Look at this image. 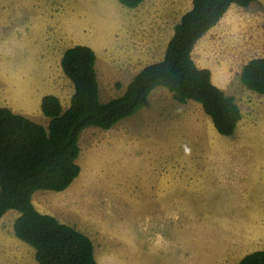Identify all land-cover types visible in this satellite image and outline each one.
Here are the masks:
<instances>
[{"label": "rangeland", "instance_id": "rangeland-1", "mask_svg": "<svg viewBox=\"0 0 264 264\" xmlns=\"http://www.w3.org/2000/svg\"><path fill=\"white\" fill-rule=\"evenodd\" d=\"M156 1L157 7L152 6L154 0L145 2L143 6L149 7L139 23L133 20L136 10L118 0H0V106L46 127L49 118L40 109L45 94L57 96L63 109L69 105L73 85L61 70L60 57L75 44L96 52L100 100L120 95L138 69L158 57L126 55V47L133 51L145 47L156 34L154 25L160 23L153 22V11L156 19H167L172 26L179 14L190 9L192 0ZM18 14L26 16L22 22L7 19ZM256 14L262 15L264 24V0L230 11L192 49L196 64L208 68L213 83L233 93L239 107L249 108L252 102L239 72L244 63L260 55L264 45V26L257 28ZM169 32L163 33V41L153 38L155 51L165 45ZM47 72L52 73L51 87L39 83ZM252 123L249 114L239 132ZM254 128L256 121L245 129L241 144L229 150L238 153L234 159H254ZM226 138L216 132L199 103H180L167 92L153 91L145 106L112 128H85L79 138L76 180L60 193H36L33 205L86 234L98 264H172L180 255L178 250L189 248L195 249L196 261L209 263L212 251L219 247L211 244L223 240L225 220L233 223L239 217L251 223L252 218L240 216L233 208H219L222 194L214 188L223 182L221 173H216L221 167L198 164L209 146L218 147L216 156H221L223 143L230 141ZM211 157L207 159L218 160ZM207 169L213 182L202 183L191 193L177 192L184 189L185 180L208 176ZM177 181L182 183L171 188ZM33 263L37 264L34 249L14 236L13 224L0 225V264Z\"/></svg>", "mask_w": 264, "mask_h": 264}, {"label": "trees", "instance_id": "trees-1", "mask_svg": "<svg viewBox=\"0 0 264 264\" xmlns=\"http://www.w3.org/2000/svg\"><path fill=\"white\" fill-rule=\"evenodd\" d=\"M118 1L134 8L143 0ZM253 1L192 0L174 25L163 58L144 66L120 95L104 102L99 98L95 51L85 44L66 48L60 67L73 93L66 109L57 96L42 97L40 109L49 118L46 127L0 106V218L10 209L20 212L12 222L14 235L34 249L37 264H98L86 234L41 213L32 203L36 190L61 191L78 176L79 137L85 128H112L141 109L149 93L162 86L180 103H199L218 134L234 133L242 117L240 107L233 95L212 82L208 68L196 64L192 49L230 5L245 7ZM240 77L248 89L264 93V58L248 60ZM236 264H264V249L245 254Z\"/></svg>", "mask_w": 264, "mask_h": 264}, {"label": "crops", "instance_id": "crops-1", "mask_svg": "<svg viewBox=\"0 0 264 264\" xmlns=\"http://www.w3.org/2000/svg\"><path fill=\"white\" fill-rule=\"evenodd\" d=\"M146 1L148 0H143L140 3V5L130 9V10H136L134 12L135 17H133V20L139 22L140 18H144L145 15L143 14L144 13L143 11H145L146 8L149 7V5L143 6L144 4H147L145 3ZM154 1L155 2L152 3V6H156V7L157 5L159 6L158 2L156 0ZM260 1L261 3H263V0H255L245 7L237 6L235 4L230 5V7L226 11V13L223 15V17L210 29L215 28L220 22L224 21V19L226 20L228 18L227 14L230 11L232 12L233 10H243L249 7L250 5H252L253 3H258ZM179 6L180 5H177V7ZM190 6H191V3H190ZM188 9L189 7L187 8V10ZM183 13L179 14L176 20L174 19L175 24L179 21V18L181 17ZM156 14L157 13L155 9L153 11V16H152L154 19L152 18L151 19L153 20V22H155L156 20L158 23H160V26H159L160 28L156 26V24L154 25V27L156 28L154 33L156 34L152 35V38L146 41L148 44L145 47L137 48L135 51L126 47L128 51L126 53L127 56L135 53L136 55L143 58V57H148V56H153V55L155 56L156 54H158L157 59L150 63L160 61L163 58L167 43L171 35L173 34V28L175 24L171 26L170 23L165 21L167 19H162L161 17L159 19H156L154 17L156 16ZM25 17H26L25 15L18 14V15L13 16L12 18L8 17L7 19L9 20V22L19 23V22H22L25 19ZM261 17L262 15L256 14V20L258 22L257 28L259 30L261 29V26H264L263 22L261 23V20H262ZM115 20L117 19L115 18L114 21ZM167 31H170V32H169V36L167 40L165 41V45H163L162 48L158 52L157 50L155 51L154 49H155L156 43L152 42L153 38L155 37L162 38V41H163V33ZM263 37H264V34H263ZM262 40L264 41V39ZM261 42L262 41L259 42L260 46H261ZM144 45H145V42H144ZM259 50H260L259 51L260 55H256V57L264 58V45L262 46V49H259ZM150 63H147V64H150ZM144 66L138 69L136 73H138ZM243 66H242V69H243ZM95 68H96V65H95ZM242 69L239 72L240 81H241L240 76H241ZM49 74H51L50 77H47L49 76ZM96 75H97V81H98L97 69H96ZM45 78L46 79L44 81L41 80L42 83L41 81L39 82L40 85H43L45 87L47 86L51 87L53 85L52 73L47 72ZM241 84L244 87L243 89H244L246 96L249 95L247 96V98H252V102L249 103L250 104L249 108L248 106H245V107L240 106L242 117L238 121L236 128L234 130V133L231 136H226L228 137L226 139H230V141L229 142L228 140H226L227 142L225 141L227 145L223 143L222 149L220 150L221 156H216L218 153V147L209 146L208 153H206L204 156L205 157L204 161H201L200 159L198 164H203L204 165L203 167H208V165H205V164L215 163L221 167L219 170L216 171V173H221V175L223 176V182L219 184L220 185L219 187L214 188L215 192H220L222 194L219 196L222 199L219 205V208L225 209V210L229 208H233L235 209L237 214H240V216L246 215L250 217L252 215V218H250L251 223H247L248 219H242L239 217H237L233 221V223L228 222V219H226L225 223L223 224V229H224L223 240L219 244L218 243L211 244V246L219 245V247L212 251L213 252L212 256H209V259H210L209 263L208 262L205 263L202 261H196V258L194 256V253L196 252L195 249L189 248L190 250H183L181 253L178 250L180 255L176 256L178 258L176 259V261L174 260L172 264H236L246 253H249L255 250L264 249V93H258V92H255L253 90L246 88L242 81H241ZM98 86H99V83H98ZM218 87L221 88L226 93V91L224 90V86L218 85ZM157 90L160 92L161 91L167 92L169 97H172L170 92H168L164 87L157 86L149 93L147 99L150 98L153 91H157ZM22 94L23 93H19L18 95H22ZM227 94L234 95L231 92ZM147 99H146L145 104L147 103ZM249 114H251V117L253 118V123L251 125H255V121H256V128H254V142H256V146H253L254 159L251 160L252 157L250 156V158L247 160H236L234 159V157L238 155V153L233 154V152L229 150L236 147L237 144H241V142L244 140L242 135L246 133L245 129H247L251 125H249L246 128H243L241 132H239V130H240L241 123L243 122L244 119H246V117L249 116ZM235 135H239V137L238 136L235 137ZM225 146H226V151L224 152L223 149L225 148ZM209 154L212 155L211 159H218V160L207 159ZM224 155H225V158H223ZM198 164H196L195 166H197ZM205 173H208L209 175L204 176V177H193L188 180H185L183 184L184 189L179 188L177 192L183 191L184 193H191L197 186L201 185L202 183L213 182L212 181L213 176L210 175L208 169L205 171ZM162 182H163L162 188H164V185L166 184L165 179H163ZM180 183H178V181L173 183L171 185V188H177ZM68 188L69 187L61 191H54V190H49V191L60 193V192L67 190ZM46 190L48 189L36 190L32 194V203H33V198L36 193L38 192L50 193V192H47ZM226 191L228 192L227 197L223 196V193ZM229 191L233 192V194H230ZM162 196L163 197L167 196V193L164 190L162 192ZM228 199H231L230 202L228 201ZM12 210L13 209L7 210L2 215V217L0 218V225L6 224V223L12 224V222L18 217L19 211L12 212ZM14 214H15V217L12 218L13 220L8 219V216H12ZM111 258L112 260H114L112 256Z\"/></svg>", "mask_w": 264, "mask_h": 264}]
</instances>
